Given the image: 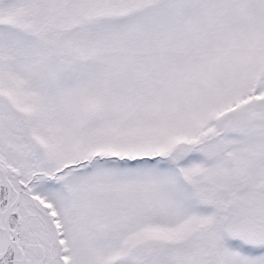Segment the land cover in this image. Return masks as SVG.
I'll return each mask as SVG.
<instances>
[{
  "label": "rangeland",
  "instance_id": "374dc122",
  "mask_svg": "<svg viewBox=\"0 0 264 264\" xmlns=\"http://www.w3.org/2000/svg\"><path fill=\"white\" fill-rule=\"evenodd\" d=\"M237 140L264 151V0H0V264H264Z\"/></svg>",
  "mask_w": 264,
  "mask_h": 264
},
{
  "label": "flooded vegetation",
  "instance_id": "af4514ba",
  "mask_svg": "<svg viewBox=\"0 0 264 264\" xmlns=\"http://www.w3.org/2000/svg\"><path fill=\"white\" fill-rule=\"evenodd\" d=\"M235 138L241 139L239 135H236ZM234 143L235 153H234V165L233 175H232V189H223L226 192L228 200L222 204L229 205V207H235L236 209L244 212H249L250 225L253 230V236L257 237L259 243L264 245V179L262 176L258 179H254L255 176L262 175V172L254 171L253 174V164H258L261 162V156L264 155L262 148L259 150L250 149L249 146L252 143L243 142L242 140H237ZM247 145V148L243 150V146ZM186 147L191 146L188 143L184 144ZM196 147V146H195ZM224 157L228 156L226 151L222 152ZM247 179L245 186L241 184V179ZM224 188H228L229 185L223 184ZM236 194L234 198L232 195ZM238 194H242L243 197H237ZM253 195H257L253 198ZM257 201L255 202V200ZM260 199V200H259ZM262 204L261 206H258ZM239 217V216H237ZM241 218V217H240ZM239 218V219H240ZM243 239H236L235 242L237 246L242 248Z\"/></svg>",
  "mask_w": 264,
  "mask_h": 264
},
{
  "label": "water",
  "instance_id": "95a60500",
  "mask_svg": "<svg viewBox=\"0 0 264 264\" xmlns=\"http://www.w3.org/2000/svg\"><path fill=\"white\" fill-rule=\"evenodd\" d=\"M0 171L1 168H0ZM2 174H4V177H5V181L7 182V184L9 185L10 187V196H13V193H14V187L13 185L10 183V180L9 178L7 177V174L3 171ZM11 207H12V198L8 199L7 201V206H6V212H5V225H6V231L7 233L9 234V238H12L11 236V225H10V219H11V216L13 214V212L11 211ZM12 240V239H11ZM15 243V242H14ZM17 247L20 249V252L22 254V264H25V254H24V251L18 246V244L16 243Z\"/></svg>",
  "mask_w": 264,
  "mask_h": 264
},
{
  "label": "bare ground",
  "instance_id": "6f19581e",
  "mask_svg": "<svg viewBox=\"0 0 264 264\" xmlns=\"http://www.w3.org/2000/svg\"><path fill=\"white\" fill-rule=\"evenodd\" d=\"M2 171H0V175L2 174L3 170H5L3 167L1 168ZM10 198H13V196H10V192L8 194V199ZM7 199V201H8ZM14 203L15 202H12V205L14 206ZM11 211L13 212V209L11 207ZM0 232L3 234V246L5 245L6 247L7 246H10L12 245V238H9V234L7 233V231L5 230L4 226H3V223H2V220H0ZM14 244V243H13ZM12 248H14V245L11 246ZM1 253H0V257H1Z\"/></svg>",
  "mask_w": 264,
  "mask_h": 264
}]
</instances>
